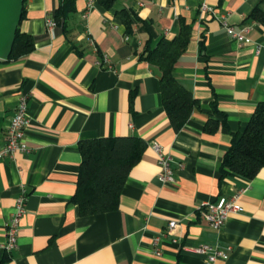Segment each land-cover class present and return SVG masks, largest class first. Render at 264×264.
Segmentation results:
<instances>
[{"label":"crops","instance_id":"obj_1","mask_svg":"<svg viewBox=\"0 0 264 264\" xmlns=\"http://www.w3.org/2000/svg\"><path fill=\"white\" fill-rule=\"evenodd\" d=\"M65 1H27L17 28L35 39L33 50L0 59V149L21 95L28 109L26 151L0 160V264H205L194 252L200 245L228 255L216 264H264V168L245 179L223 166L233 136L264 102V26L250 18L255 9L264 14V0H117L109 9L74 0L57 18ZM202 3L213 13L203 14ZM118 10L136 17L131 35ZM222 19L248 42L233 39ZM47 20L56 23L52 32ZM179 20L191 35L173 74L198 105L175 132L159 72L140 56L174 38ZM207 120L218 123L212 133L204 131ZM126 136L146 149L116 209L80 215L72 202L79 143ZM152 143L172 158L174 183L160 182ZM22 191L17 246L6 254V224ZM221 196L236 197L242 211L214 231L199 208Z\"/></svg>","mask_w":264,"mask_h":264},{"label":"trees","instance_id":"obj_2","mask_svg":"<svg viewBox=\"0 0 264 264\" xmlns=\"http://www.w3.org/2000/svg\"><path fill=\"white\" fill-rule=\"evenodd\" d=\"M74 0H66L57 18L72 10ZM104 8H111L117 0H96ZM26 0H23V10ZM59 15V16H58ZM115 17L131 35L136 17L127 10H118ZM250 18L264 26V14L255 9ZM191 25L179 20L178 32L172 39L161 38L154 47H145L141 58L155 67L160 75L162 106L175 132L181 130L198 103L191 92L177 81L173 68L186 50ZM35 39L16 30L12 51L6 60H15L33 50ZM202 46V44H201ZM214 109V105H213ZM218 123L207 120L204 131L212 133ZM146 143L133 136L98 138L79 143L81 164L72 202L79 214L90 216L116 209L122 187L131 169L139 162ZM223 166L231 173L252 179L264 168V102L258 103L243 133L233 136L224 156Z\"/></svg>","mask_w":264,"mask_h":264},{"label":"built area","instance_id":"obj_3","mask_svg":"<svg viewBox=\"0 0 264 264\" xmlns=\"http://www.w3.org/2000/svg\"><path fill=\"white\" fill-rule=\"evenodd\" d=\"M31 0H26V2ZM93 4V0H87V7L90 8ZM203 14H212V9L205 3H202L199 7ZM56 26V23L52 20L46 21L47 32H52ZM222 27L225 31L238 42H248L240 33H236L231 26H229L225 20L222 19ZM245 32H248V28H245ZM258 51V49H257ZM104 68L107 71H111L107 59L102 61ZM28 124V109H27V97L21 95L18 99V104L15 109L13 117L10 119L8 125L5 127L4 136L5 142L0 149V160L4 158H11L15 152H25L26 146L24 142L25 130ZM151 150L156 156L157 164L160 167L159 180L162 184L174 183V174L171 169L172 158L165 154L162 147L157 143L151 144ZM27 195L24 191L16 200L14 213L10 220L6 224V240L2 245V250L6 254H10L17 246V234L19 229V222L22 215L25 212V203ZM200 213L202 218L208 224V226L214 231H219L226 219L231 214L240 213L242 208L237 203L236 197L226 198L221 196L213 202H205L200 206ZM176 227V222L170 221L168 223L169 231ZM199 255L204 256L205 264H216L217 260H225L227 254L221 251L216 246L200 245L194 249Z\"/></svg>","mask_w":264,"mask_h":264},{"label":"water","instance_id":"obj_4","mask_svg":"<svg viewBox=\"0 0 264 264\" xmlns=\"http://www.w3.org/2000/svg\"><path fill=\"white\" fill-rule=\"evenodd\" d=\"M23 0H0V59L6 60L11 51L21 20Z\"/></svg>","mask_w":264,"mask_h":264}]
</instances>
